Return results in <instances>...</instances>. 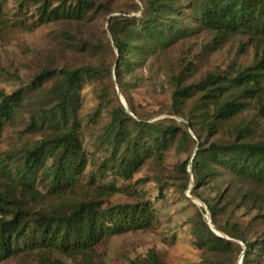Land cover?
Returning a JSON list of instances; mask_svg holds the SVG:
<instances>
[{
    "label": "rangeland",
    "instance_id": "1",
    "mask_svg": "<svg viewBox=\"0 0 264 264\" xmlns=\"http://www.w3.org/2000/svg\"><path fill=\"white\" fill-rule=\"evenodd\" d=\"M42 1L0 0V93L10 95L19 89L26 92L17 117L3 125L0 191L7 190L11 195L26 198L36 211H66L82 201H97L105 216L107 209L117 204H137L150 199L157 217L150 227L105 237L92 250L73 255L18 243L15 253L0 264H151L149 261L154 255L163 264H218V261L239 264L244 253L238 256L231 252L223 259L221 254L200 248L193 236L191 218L198 210L207 211L208 221L211 217L206 206L199 202L201 199L192 192V164L187 173L183 169L184 162L195 156L199 144L178 133L166 148L128 176L111 158L113 151L105 134L112 120L111 112L123 105L121 95L127 105L129 101L134 105L139 115L132 113L136 120L151 124L175 120L185 126L182 115H191L202 93L196 91L175 108L173 77H186L185 85L189 86L201 85L213 73L234 78L252 67L264 53V34L238 33L219 42L215 32L196 24L191 36L176 40L166 49L136 56L134 68L123 75L121 88L115 73L119 52L110 31L111 19L117 16L142 18L146 0H92L98 9L90 12V18L48 22L40 21L37 9ZM102 4L105 8L100 7ZM136 4L138 9H135ZM181 4L185 5L183 13L187 20L189 6L182 0ZM84 65L104 67L106 72L96 79L86 78L80 89L76 121L83 166L72 176L73 184L66 191L51 192L42 172L38 173L34 186L24 190L15 171L21 150L51 139L61 131L42 120L29 128L33 114L40 106L54 104L50 90L60 80L63 69ZM42 70L51 71V78L34 90L33 80ZM189 71L191 76H187ZM237 125L249 130V134H245L247 140H264V114L258 109L256 99L236 118L221 121L215 132L201 129L199 136L192 129L189 132L195 141L204 145L214 141L227 143L238 137ZM58 154L59 150L55 151L47 165ZM186 185H189L187 189ZM222 185L230 192H241L236 193L238 200L246 192L257 195L258 201L243 204L220 220L221 224L226 221L240 224L248 240L255 242L264 235V185L251 180L238 181L230 176ZM197 191L208 200L216 196L213 184H204Z\"/></svg>",
    "mask_w": 264,
    "mask_h": 264
},
{
    "label": "trees",
    "instance_id": "2",
    "mask_svg": "<svg viewBox=\"0 0 264 264\" xmlns=\"http://www.w3.org/2000/svg\"><path fill=\"white\" fill-rule=\"evenodd\" d=\"M182 1L189 6L187 20L183 13L185 5H180V0H146L142 18L117 16L111 19L110 31L119 52L115 73L121 88L124 86L123 75L134 68L136 56L166 49L176 40L191 36L195 33L196 24L215 32L219 42L238 33L264 34V0ZM42 2L37 9L42 22L61 18L86 19L90 18L91 11L98 9L92 0ZM100 7L105 8V5ZM138 8L136 4L135 9ZM105 72L104 67L94 65L61 71L60 80L50 90L54 104L40 106L29 126L31 128L42 120L44 124L61 131L51 139L38 141L34 146L21 150L15 171L24 190L34 186L39 172H42L51 192L66 191L73 184L72 176L83 166L76 121L80 89L86 78L96 79ZM191 75L189 71L187 76ZM50 78L51 71L42 70L33 80V89L42 87ZM185 78L173 77L175 108L196 91L202 93L191 115H182L185 126L178 125L175 120L157 124L136 120L132 113L137 117L139 115L129 101V111L120 105L111 112L112 120L105 134V140L113 151L111 158L129 176L147 159L166 148L178 133L199 144L195 156L191 161L184 162L183 169L187 173L192 164L193 194L206 204L215 229L231 239L218 235L206 218L207 211L200 208L191 218L197 245L223 255V259L236 252L238 256L244 253L242 264H264V235L251 242L240 224L220 222L225 214L243 204L258 201L257 195L252 192L242 194L238 200L236 193L241 192H230L222 183L230 176L238 181L251 180L264 185V140H247L249 130L238 125L235 128L238 137L227 143L214 141L204 145L195 141L189 132L192 129L197 136L201 129L215 132L221 121L236 118L254 99L264 114V53L252 67L234 78L213 73L198 86L185 85ZM25 99L23 89L10 95L0 93V137L4 123L17 117ZM211 105L214 106L213 115ZM175 112L179 113L178 110ZM57 150L58 156L47 165V160ZM207 183L213 184L216 190V196L211 200L197 191ZM14 194L0 191V261L11 257L18 243L55 249L66 255L87 252L105 237L150 227L157 217V210L150 199L137 204H117L107 209L105 216L97 201H82L66 211H36L29 206L26 198ZM149 262L163 264L157 255ZM218 264H224V261H218Z\"/></svg>",
    "mask_w": 264,
    "mask_h": 264
},
{
    "label": "water",
    "instance_id": "3",
    "mask_svg": "<svg viewBox=\"0 0 264 264\" xmlns=\"http://www.w3.org/2000/svg\"><path fill=\"white\" fill-rule=\"evenodd\" d=\"M120 97H121V101H122L124 107L129 111V108H128V105H127L126 100L124 99V97H123L122 95H121ZM199 202L202 203V204H204V205L206 206V204H205L203 201L199 200ZM206 208H207V206H206ZM207 209H208V208H207ZM208 219H209V224H210V226H211V227H212V228L218 233V235H220V236H222V237H226L227 239H231V238H229L228 236H226L225 234H223L222 232H219V231H217V230L215 229V227H214V225H213V223H212V219H211V217H208ZM243 258H244V255L241 257V260H240V263H239V264H242Z\"/></svg>",
    "mask_w": 264,
    "mask_h": 264
},
{
    "label": "bare ground",
    "instance_id": "4",
    "mask_svg": "<svg viewBox=\"0 0 264 264\" xmlns=\"http://www.w3.org/2000/svg\"><path fill=\"white\" fill-rule=\"evenodd\" d=\"M199 203V202H198Z\"/></svg>",
    "mask_w": 264,
    "mask_h": 264
}]
</instances>
